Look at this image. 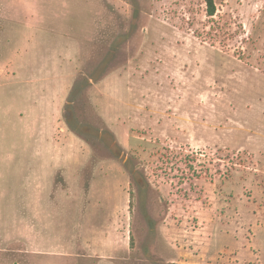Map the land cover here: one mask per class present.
I'll use <instances>...</instances> for the list:
<instances>
[{
	"label": "rangeland",
	"instance_id": "1",
	"mask_svg": "<svg viewBox=\"0 0 264 264\" xmlns=\"http://www.w3.org/2000/svg\"><path fill=\"white\" fill-rule=\"evenodd\" d=\"M0 0V264H264V0Z\"/></svg>",
	"mask_w": 264,
	"mask_h": 264
},
{
	"label": "trees",
	"instance_id": "2",
	"mask_svg": "<svg viewBox=\"0 0 264 264\" xmlns=\"http://www.w3.org/2000/svg\"><path fill=\"white\" fill-rule=\"evenodd\" d=\"M204 3H205V11L207 16H213L216 10L214 0H204ZM170 264H180V263H170Z\"/></svg>",
	"mask_w": 264,
	"mask_h": 264
}]
</instances>
